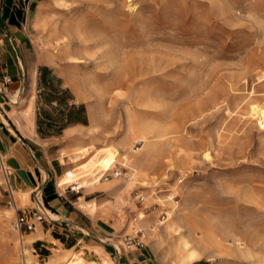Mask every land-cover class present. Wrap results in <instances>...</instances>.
Segmentation results:
<instances>
[{
    "label": "rangeland",
    "instance_id": "374dc122",
    "mask_svg": "<svg viewBox=\"0 0 264 264\" xmlns=\"http://www.w3.org/2000/svg\"><path fill=\"white\" fill-rule=\"evenodd\" d=\"M35 24L90 108L76 183L103 181L157 264H264V0H44ZM3 178L0 264H24Z\"/></svg>",
    "mask_w": 264,
    "mask_h": 264
},
{
    "label": "crops",
    "instance_id": "0c3cea01",
    "mask_svg": "<svg viewBox=\"0 0 264 264\" xmlns=\"http://www.w3.org/2000/svg\"><path fill=\"white\" fill-rule=\"evenodd\" d=\"M43 1L0 0V28L7 32L0 79H13L0 94V157L11 168L16 204L34 210L38 194L48 210L23 238L18 233L23 260L31 254L40 264H157L147 243L115 252L111 243L136 230L122 226L118 208L103 197V181L70 188L77 168L71 155L89 141L90 108L38 54L35 22Z\"/></svg>",
    "mask_w": 264,
    "mask_h": 264
},
{
    "label": "built area",
    "instance_id": "2783aa9c",
    "mask_svg": "<svg viewBox=\"0 0 264 264\" xmlns=\"http://www.w3.org/2000/svg\"><path fill=\"white\" fill-rule=\"evenodd\" d=\"M2 12V8L0 7V13ZM7 35L6 30H3L0 28V59L2 57V40L3 37ZM2 72V65L0 61V74ZM13 82V79L9 75H2V78L0 79V94L6 93V85L11 84ZM0 168L3 171V179L4 183L7 186V193L10 196V203L15 208L16 217L13 221V230L18 232L21 236V238L24 237L25 233L27 232L28 228L32 225L33 221L35 219L41 220L45 216L48 215V210L41 200L40 196L36 194L35 198V209L34 210H24L23 208L19 207L18 204L15 202V194L13 186H11V180L10 176L12 174L11 168H9L2 157H0ZM110 171V172H109ZM123 172L118 171L116 169H109L106 170L105 174L103 175L104 178H107L110 175H113L115 177L121 176ZM73 190H78L79 185L76 182L71 183V187ZM174 196L169 197L170 200H172ZM142 230L138 229L133 235H126L120 243H118V246L116 244H113V248L116 253L119 252V247H122L124 249H142L145 246V243L143 242Z\"/></svg>",
    "mask_w": 264,
    "mask_h": 264
},
{
    "label": "bare ground",
    "instance_id": "6f19581e",
    "mask_svg": "<svg viewBox=\"0 0 264 264\" xmlns=\"http://www.w3.org/2000/svg\"><path fill=\"white\" fill-rule=\"evenodd\" d=\"M251 111L252 113H256L257 115H259L261 117V119H264V110L261 111V108L259 107V105L253 104L251 106ZM60 183H61V178H60ZM15 210V208H14ZM169 215L171 214L170 212L168 213ZM165 221V220H164ZM163 222V221H162ZM193 252V251H192ZM194 253V252H193ZM198 257V256H197ZM27 264H29V260H26ZM25 262V263H26Z\"/></svg>",
    "mask_w": 264,
    "mask_h": 264
}]
</instances>
